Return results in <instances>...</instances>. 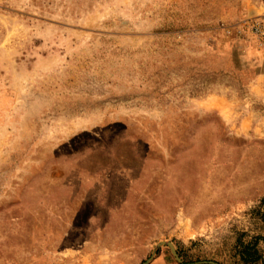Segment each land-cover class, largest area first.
<instances>
[{
  "label": "rangeland",
  "instance_id": "374dc122",
  "mask_svg": "<svg viewBox=\"0 0 264 264\" xmlns=\"http://www.w3.org/2000/svg\"><path fill=\"white\" fill-rule=\"evenodd\" d=\"M152 260L264 264V0H0V264Z\"/></svg>",
  "mask_w": 264,
  "mask_h": 264
},
{
  "label": "crops",
  "instance_id": "0c3cea01",
  "mask_svg": "<svg viewBox=\"0 0 264 264\" xmlns=\"http://www.w3.org/2000/svg\"><path fill=\"white\" fill-rule=\"evenodd\" d=\"M155 260H152V262L150 263V264H152L153 262H154ZM158 261H159V259H158ZM157 261V262H158ZM155 264V263H154ZM158 264H163V262L162 263H159L158 262ZM202 264H218V263H215V262H205V263H202Z\"/></svg>",
  "mask_w": 264,
  "mask_h": 264
},
{
  "label": "water",
  "instance_id": "95a60500",
  "mask_svg": "<svg viewBox=\"0 0 264 264\" xmlns=\"http://www.w3.org/2000/svg\"><path fill=\"white\" fill-rule=\"evenodd\" d=\"M173 253H174V255H176L174 250H173ZM150 263H151V261H150V262H148V263H146V264H150Z\"/></svg>",
  "mask_w": 264,
  "mask_h": 264
}]
</instances>
